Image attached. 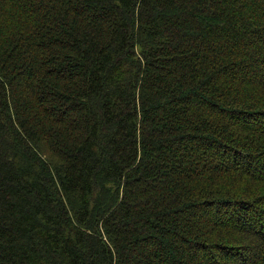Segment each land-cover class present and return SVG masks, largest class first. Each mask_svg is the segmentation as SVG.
I'll return each instance as SVG.
<instances>
[{
  "label": "trees",
  "instance_id": "obj_1",
  "mask_svg": "<svg viewBox=\"0 0 264 264\" xmlns=\"http://www.w3.org/2000/svg\"><path fill=\"white\" fill-rule=\"evenodd\" d=\"M0 264H264V0H0Z\"/></svg>",
  "mask_w": 264,
  "mask_h": 264
}]
</instances>
